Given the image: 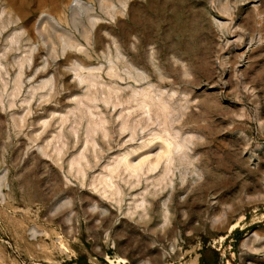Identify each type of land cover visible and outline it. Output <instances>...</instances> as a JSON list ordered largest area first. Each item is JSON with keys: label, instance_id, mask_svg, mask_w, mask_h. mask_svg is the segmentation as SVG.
Returning <instances> with one entry per match:
<instances>
[{"label": "rangeland", "instance_id": "1", "mask_svg": "<svg viewBox=\"0 0 264 264\" xmlns=\"http://www.w3.org/2000/svg\"><path fill=\"white\" fill-rule=\"evenodd\" d=\"M59 2L0 0V264H264V0Z\"/></svg>", "mask_w": 264, "mask_h": 264}, {"label": "bare ground", "instance_id": "2", "mask_svg": "<svg viewBox=\"0 0 264 264\" xmlns=\"http://www.w3.org/2000/svg\"><path fill=\"white\" fill-rule=\"evenodd\" d=\"M50 3L54 4L55 6H57L58 10H61L62 8V5L60 4L59 0H49ZM77 4L79 3L78 1L76 2ZM67 7V6H66ZM63 12V11H62ZM45 16L48 20H51L53 21L54 20V17L51 16L50 14L48 15H43ZM237 226V223L233 225V228Z\"/></svg>", "mask_w": 264, "mask_h": 264}]
</instances>
